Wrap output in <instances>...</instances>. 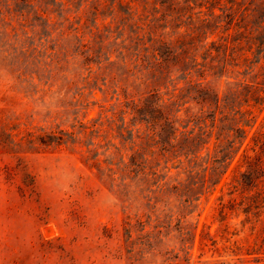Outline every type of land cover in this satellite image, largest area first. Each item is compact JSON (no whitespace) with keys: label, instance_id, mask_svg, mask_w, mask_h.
Listing matches in <instances>:
<instances>
[{"label":"rangeland","instance_id":"obj_1","mask_svg":"<svg viewBox=\"0 0 264 264\" xmlns=\"http://www.w3.org/2000/svg\"><path fill=\"white\" fill-rule=\"evenodd\" d=\"M0 264H264V0H0Z\"/></svg>","mask_w":264,"mask_h":264},{"label":"trees","instance_id":"obj_2","mask_svg":"<svg viewBox=\"0 0 264 264\" xmlns=\"http://www.w3.org/2000/svg\"><path fill=\"white\" fill-rule=\"evenodd\" d=\"M258 99H259V96H258V97H255L253 100H254V102L256 103ZM262 100H263V98H262ZM251 173H252V172H248V173L246 174V175L248 176V178L250 177Z\"/></svg>","mask_w":264,"mask_h":264}]
</instances>
